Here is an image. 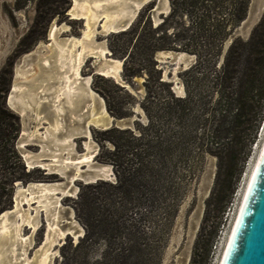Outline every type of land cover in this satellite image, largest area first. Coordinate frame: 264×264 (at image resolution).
Here are the masks:
<instances>
[{
	"label": "rangeland",
	"instance_id": "obj_1",
	"mask_svg": "<svg viewBox=\"0 0 264 264\" xmlns=\"http://www.w3.org/2000/svg\"><path fill=\"white\" fill-rule=\"evenodd\" d=\"M169 1L170 10L165 14L153 11L156 4L151 7V2L142 7L126 32L97 31L95 41L105 44L107 54L85 58L78 86L82 87L84 79L89 78L91 89L103 100L116 124L106 128L91 125V136L78 133L73 140V150L68 152L65 149L61 156L81 155L90 145L96 149L95 156L89 166L83 165L84 171L108 166L111 172L105 177L100 175L98 179L80 178L71 183L75 166L52 165L50 170H46L39 165L29 166L22 154V151L40 154L44 142L46 147L53 149L51 153L58 148L51 140L42 141L54 121L53 90L49 88L55 86L57 80L44 83L49 91L42 92V88L30 91L35 94L40 90L41 98L47 97L41 99L40 113L44 118L39 125L34 118L33 107H30L32 111H28V116L23 117L19 108L7 103V97L16 82L23 84L24 88L32 80L39 82L41 66L56 69L50 37L53 25H58V28L65 26L57 32L58 40L65 45L70 37L82 36L86 20L74 18L71 14L74 0H0V70L7 71L6 78L10 83L5 100L9 109L19 117L20 133L15 146L28 172L26 179L16 178L11 185L8 177L1 182L2 211H10L15 206L20 187L44 183L56 188L54 194H49L51 202L38 203L37 199L30 209L39 221L37 230L33 232L30 226H23L22 233L30 236L31 241L25 251L26 264H32L36 250L44 243L49 219H53L56 208L61 227L72 226L74 232H69L54 244L49 264H183L186 258L189 264L194 260L195 264L218 263L244 179L250 173L264 139V118L254 140L248 132L241 133L242 130L235 136L231 152L241 153L235 166L229 154H223L221 160L211 147L208 142L210 126L204 121L216 111L217 92L212 87L213 77L233 40L238 36L243 40L249 39L255 26L263 19L264 0H248L245 18L234 29L227 26L229 33L224 38L222 50L218 55L211 51L207 56L213 55L205 60L202 72L193 73L195 79L189 83L192 98L188 104L173 100L169 93L171 90L178 97L187 95L183 74L198 61L196 53L179 46L181 43L195 46L205 37L198 36L195 23L186 15L183 18L171 17ZM253 6L261 11L260 18L250 26L247 24L248 32L243 33L242 24L249 18ZM221 16L217 17L221 19ZM165 19L168 37L162 38L161 30H150L149 21L156 27ZM214 24L210 22L208 29L214 30ZM161 39L175 47L157 49L152 57L148 56V43L161 42ZM196 48L195 51L198 50ZM114 50L117 55H113ZM158 53L163 58L170 56L172 59L158 62ZM129 54L131 57L126 61ZM178 54L179 61L175 64L173 60ZM109 58L123 62L118 77L105 76L99 70ZM44 59L49 63L45 65ZM186 61L190 67L184 70L180 62ZM215 61H218L217 66ZM138 68L143 69L133 74ZM17 69L23 73L22 76H16ZM159 80L168 84H161ZM180 87L182 93L178 92ZM32 103L36 107L37 100ZM88 104V101H81L79 110L63 112L65 126L55 141L66 143L75 129L82 131L84 121L88 119ZM26 118L28 122H25ZM119 119L124 120L123 125L118 123ZM26 123L29 131L38 126L40 136L26 141V134L20 140ZM202 133L207 140L204 148L208 151L205 152L200 150L197 140ZM22 141L27 145L20 148ZM245 152L248 154L242 165L240 160ZM40 159L49 162L50 152ZM10 165V172L18 175L20 168L13 156ZM236 176L239 177L227 203L229 186L235 182ZM69 186L70 191L62 195L60 189ZM205 186L209 189L207 194H203ZM27 208L28 205L24 204L21 209ZM196 223L197 229L194 230ZM77 229L82 233L76 238ZM10 241L0 247L8 248ZM12 255L7 253V261L12 259Z\"/></svg>",
	"mask_w": 264,
	"mask_h": 264
},
{
	"label": "bare ground",
	"instance_id": "obj_2",
	"mask_svg": "<svg viewBox=\"0 0 264 264\" xmlns=\"http://www.w3.org/2000/svg\"><path fill=\"white\" fill-rule=\"evenodd\" d=\"M147 1L148 0H74L70 12L74 18H85L86 27L81 37H70L69 42H67V44L65 45H62V41L58 40L57 38L58 30L64 28L65 26H61L58 28V25H53L51 27L50 37L52 40V56L55 62L53 64H55L56 69H53L52 67L46 69L45 66H41L40 73L42 76H40L42 78L39 76L41 78L38 79L39 82L36 83L34 80H32L30 84L27 83L26 88L23 87V84H19L18 82H16L13 84V89L16 95H13L12 93L10 96L11 106L17 108V102L19 104V109L23 117L28 116V113H30L28 112V110L32 111V108L30 107H33V110L35 112L34 118L37 120L39 125L41 123V120L44 118L40 113L42 102L41 99H45L47 97L41 98L40 90L38 91L39 93L35 94L31 93V90H35V88H42V92L46 91L48 90V88L44 83H47L51 79L57 80L56 85L49 88L50 90H53L52 101L54 121L53 124H51V129L47 130L48 134H45V136L42 138V141H53L54 145L58 146L56 151L59 152L55 153L56 151L54 150V152L51 153L53 149H49V147H46L44 142L42 144V152H44L45 154H48L50 152L49 162H44L45 160L42 161L40 159L42 155H45L44 153L41 152L38 155H34L29 151H22V154L24 155L25 160L26 162H28L27 164H29V166L39 165V167L45 168L46 170H50L52 165H63L65 167L75 166V172L72 173L70 177L71 183H73L74 180L80 178L93 180L98 178V176L100 175H103L104 177L109 175L111 170L108 166L103 168H91L90 170L94 171L95 175H90L89 172L84 171V169L82 168L84 164H88L89 166L95 156L94 154L96 149H93V147L90 145H87L86 152L81 155H61L63 154L62 151L65 149L68 152H71L73 150V140L76 138L78 133H82L87 137H90L91 125L106 128L113 122V118L108 114L103 100L98 97L97 93H95L94 90L91 89L90 79H84V82H82V87L78 86V82L80 81V78H82L81 66L88 55H98L104 57L107 54L108 49L105 44L95 41V35L98 30L104 33H109L116 32L119 29L124 28L135 19L137 13L140 9H142V6ZM167 6L168 2L167 0H165L162 9L164 11H168ZM158 56L162 57V55L160 54ZM44 61L45 65L49 63L48 59H44ZM122 64L123 62L120 59L109 58L106 59V62H104L101 67H99V70L105 76L118 77L122 68ZM188 64L189 62L186 61L185 66H188ZM22 74L23 73L19 72V69H17L16 76L19 77L20 75L22 76ZM178 92L182 93L181 87L179 88ZM37 95L40 97V99L37 97ZM34 100H37L36 107L32 105V102ZM81 101H88V108L90 107L89 113L87 111L88 119L85 121L83 120L84 124L82 131H78L75 129L73 134H70L69 137H67L69 139H67L66 143H58L57 140L55 141V138L65 126L62 119L63 112H65L66 110H79V103ZM27 124L28 123H26V126H24L23 129V133L25 135L27 134L28 137L26 141L39 137V127L36 126L34 130L32 129L31 131H29ZM25 144L26 143L23 141L20 142V146L24 147ZM263 153L264 139L258 151L257 158L250 169V173L244 179L245 182L240 193V199L237 205L236 213L231 224V228L228 232L225 244L222 247V251L217 264H222L224 260L227 247L232 238L237 221L240 217L244 202L248 195L251 183L253 181ZM55 191L56 188L49 187L44 183H33L27 187H20L15 197V206L13 205L14 209H12V206V208H10V211H7L9 209H6L0 213V245L11 239L10 246H7L8 248L0 247V264H26L27 260L25 251L27 250V246L30 245L31 241L30 236H25L22 233L23 226H30L33 232L37 230L39 221L36 215L30 213V209L37 201V199L39 200L37 201L38 203H46L48 201L51 202L49 194H54ZM60 191L62 195L68 193L70 191V186L62 188L60 189ZM58 202L59 199L56 203ZM24 204L28 205V208L22 210L21 208ZM53 216V219H49L48 222V230L46 233L45 241L41 245V247L36 250L33 260H31L32 264H49L51 254L53 252L52 247L54 246V244L59 239H63L69 232H74L72 226H68L65 228L61 227L58 220L59 216L57 208L55 215ZM196 229L197 225L194 230ZM80 233H82L81 230H78V232L75 233L76 238ZM9 252L13 254V257L11 259L12 261H7V253Z\"/></svg>",
	"mask_w": 264,
	"mask_h": 264
},
{
	"label": "trees",
	"instance_id": "obj_3",
	"mask_svg": "<svg viewBox=\"0 0 264 264\" xmlns=\"http://www.w3.org/2000/svg\"><path fill=\"white\" fill-rule=\"evenodd\" d=\"M154 4L155 1H152L150 3L151 7ZM247 5L248 0H171L172 11L170 16L183 18L186 15V18H189L193 24L195 23L198 29V36L203 39L205 37L204 40H207L204 41L202 39L203 42L197 43L195 46H190V43L180 44L179 48L196 53L198 61L183 74L187 95L178 97L169 90L173 100L183 104L191 102L192 92L189 88V83L191 79H195L193 73L198 72V70L202 72L200 70H202L205 60H208L213 55L207 56L211 51L218 55L220 50H222L224 38L229 33L227 26L231 25V28L234 29L245 18ZM219 14H222L221 19L217 17ZM165 22L166 19L160 25L153 27L150 20L149 28L151 31L161 30L162 35H164V37H161L166 38L168 36L166 35ZM210 22H215L214 30L212 31L208 29ZM173 46L165 39H161V42H150L147 45L148 51L150 50L151 52L148 53V56L152 57L151 54L157 49L171 48ZM196 47H198L197 52L194 49ZM117 54V51L114 50L113 55ZM130 57L131 54L128 55L126 61ZM217 63L218 61H215V66H217ZM140 69L143 68H138L133 74L140 73ZM6 74V69L2 68L0 70V184L8 177V184L11 185L16 178L26 179L28 172L26 171V166L21 162L15 146L16 139L20 133V121L18 115L9 109L6 104L5 99L10 83L6 78ZM190 76L189 80L186 79ZM159 82L168 84L162 80H159ZM212 87L214 92H217V98L214 103L216 111L204 121L210 126L208 142L210 141L211 147H214V151L219 154L221 160L223 154L225 156L229 154L228 157L232 165L235 166V163H238V155L241 154L235 151L231 152L235 136L242 130L241 133L248 132L254 140L260 123L264 118V17L255 26L249 39L243 40L238 36L233 40L222 64L219 65L213 77ZM148 126H150V123ZM197 140L200 150L208 151L207 148H204L207 140L203 133L200 137H197ZM247 154L246 152L244 153L240 164L242 163L243 165ZM132 155L134 156L133 152ZM12 156L16 159L20 168L18 175L10 172ZM240 173L241 171L238 172V175ZM238 177H234L235 182L230 183L228 191L230 195L227 203L230 201ZM2 201L0 199V212L4 207V202ZM135 264H138V262H135ZM190 264H195V260L191 261Z\"/></svg>",
	"mask_w": 264,
	"mask_h": 264
},
{
	"label": "water",
	"instance_id": "obj_4",
	"mask_svg": "<svg viewBox=\"0 0 264 264\" xmlns=\"http://www.w3.org/2000/svg\"><path fill=\"white\" fill-rule=\"evenodd\" d=\"M152 1H155L156 4L153 11L165 14L170 10L169 0H167L168 11H164L162 9L165 0H148L142 7ZM260 12L261 11L257 6H253L249 18L242 24L241 29L243 33L248 32L249 26L259 20ZM132 22L119 30L126 31L131 26ZM247 24L249 25L248 27ZM158 55L156 57L158 62H166L169 61V59H172L170 56L163 58ZM179 55L180 54H178V56L173 60L175 64L179 61ZM21 61L22 58H20V62ZM180 67L185 70L190 66L189 64L188 66H185V62H180ZM124 87L128 88L126 85H124ZM12 93L13 95H16L13 86L7 97V103L9 105H11L10 96ZM16 105L17 108H19V104L17 102ZM114 121L115 120L113 119L111 124H116ZM25 122H28L27 118L25 119ZM118 123L123 125L124 120L119 119ZM22 138H25V134L23 132L20 135V140ZM26 145L27 144H25V146ZM20 148H23V146H20ZM89 173L90 175H95L94 171L90 170ZM208 190L207 186H205L203 194H207ZM183 264H189L188 258L184 260ZM222 264H264V153L251 183Z\"/></svg>",
	"mask_w": 264,
	"mask_h": 264
}]
</instances>
